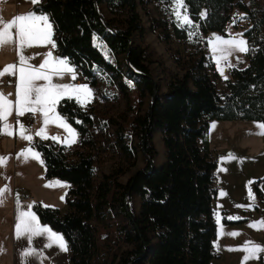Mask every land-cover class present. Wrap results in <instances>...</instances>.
I'll return each instance as SVG.
<instances>
[{
	"label": "trees",
	"instance_id": "16d2710c",
	"mask_svg": "<svg viewBox=\"0 0 264 264\" xmlns=\"http://www.w3.org/2000/svg\"><path fill=\"white\" fill-rule=\"evenodd\" d=\"M154 1L161 17H156L150 2ZM105 4L110 17L100 8ZM187 12L198 25L195 35L177 27L170 14V0H40L31 10L46 13L54 25L58 54L78 68L94 91L100 87L106 72L115 91L131 108L134 83L142 103L150 96L147 109L136 114L130 124L131 134L145 156V165L125 182L118 179V169L96 177L99 157L98 138L93 129L94 114L74 98H64L57 111L78 133L77 144L66 146L41 138L33 145L40 152L46 178L58 177L69 183L65 194L66 209L47 206L32 200V210L42 224L60 232L68 245V264H94L97 239L93 219L107 211L122 214L126 220L124 239L132 245L120 252L114 264H210L214 257L216 222L213 202L217 193L215 169L218 160L209 148L207 130L213 119H254L264 122V10L249 7L253 25L244 31L248 48L247 64L233 67L218 91L214 78L218 72L206 61L203 47L208 32L226 34L225 27L234 7L247 9L239 0H185ZM141 7L151 31L166 44L172 60L182 73L169 75L165 92L150 64L158 59L147 44H134L133 35L143 38L144 26L138 12ZM169 9V10H166ZM206 13V16L203 14ZM94 35L102 39L114 55H122L127 74L120 65L107 60ZM175 37L185 48L196 52L182 55L172 46ZM212 68V73L209 72ZM114 121V120H113ZM115 128L116 142L129 164L136 158L135 147L125 141L121 122ZM160 133L164 160L155 165L157 150L153 131ZM261 202L264 192L254 183ZM138 195L135 210L128 197ZM226 223L243 221L223 218ZM258 264H264L260 256Z\"/></svg>",
	"mask_w": 264,
	"mask_h": 264
},
{
	"label": "rangeland",
	"instance_id": "374dc122",
	"mask_svg": "<svg viewBox=\"0 0 264 264\" xmlns=\"http://www.w3.org/2000/svg\"><path fill=\"white\" fill-rule=\"evenodd\" d=\"M246 4L247 9H241L239 6L234 7L232 11V16L228 21L225 31L226 34L216 33L212 34L208 32L203 37L206 40V46L203 47V51L206 56V61L208 63L212 62L214 69L218 72V76L214 78L215 85L218 91H223L225 88V77L230 76L231 69L233 67L242 68L247 64V52H233L229 57L228 61L221 60L220 67L223 68V75L219 70L216 60L212 52L211 42H215V37L220 36L223 39H240L243 38L247 41V37L244 34V31L250 29L253 25V17L249 16V7H256L258 10H264V0H239ZM150 7L152 13L156 17H161L158 6L154 1L150 2ZM104 15L110 17L105 4H100ZM138 12L141 16L142 24L144 26L143 38H140L139 33L136 32L133 35L132 41L134 44H147L150 49L153 50L154 56L158 59L153 61L150 64V69L155 76V79L159 85V92H165L166 86L165 81L169 75L174 73L181 74L182 70L176 66L175 62L172 60L169 50L166 47V44L161 40L158 35L151 31L150 23L147 19V16L143 12L140 6H138ZM183 12V9H181ZM189 15V14H188ZM190 19L193 21L191 16ZM242 17V18H241ZM194 24H197L193 21ZM189 31L196 32L197 29H187ZM240 34H243L242 37ZM95 44L98 45L103 52L105 58L113 63L120 65V67L129 74L126 64L123 61L122 55H114L108 47L101 43V39L96 38ZM172 46L178 48L182 55L196 52L192 48L185 49L180 42L175 38H171ZM219 55V54H217ZM231 63V67L227 66V63ZM76 71V68H75ZM209 72L212 73V68H209ZM98 74L102 77V81L99 82L100 87L94 91L92 98L86 102L85 107L90 106L94 114V124L93 129L98 138L99 145V157L95 163V173L96 177L100 178L103 172H109L115 169H118L120 173L118 174V179L122 182H125L127 178L134 173L137 169L142 168L145 165V156L137 140L132 136L130 124L133 117L138 113H143L147 107L150 100V96L146 95L142 103L139 102V96L134 83L126 75L124 80L132 87L130 109L128 104L125 102L124 98L120 94L118 98H115L113 91H115L114 86L111 84L109 77L106 72L98 70ZM12 80H9L11 82ZM3 82V81H2ZM54 83H70V84H85L78 83L75 80H71L69 75H65L63 78L53 77ZM38 84L46 83L45 81H38ZM88 85V84H87ZM92 90V87L88 85ZM2 91L5 94H14L15 90L5 87ZM10 95V96H11ZM14 95V100H15ZM88 103V104H87ZM87 104V106H86ZM37 115V122L33 125H29L28 121L22 117H17L15 114V120L22 122L25 127L29 128L30 131L28 134L33 136V140L36 137L35 131H38L39 128L43 126V116L42 113L35 114ZM40 115V116H39ZM121 122L125 128V141L127 144H130L135 147L136 158L133 164H129L125 155L120 150L116 142V133L115 128L117 123L114 121ZM259 125H264V122L254 119H214L209 123L207 130V140L209 148L212 150L214 156H218V165L216 170V175L218 181L221 182V190L215 196L213 202L214 209V219L216 222V237L214 238V257L211 259L210 264H241L242 257L245 255L242 251H229V248H237L244 246L248 241H255L264 245V227H261L257 224L255 227H250L254 222H259L264 220V202L260 203L259 200L257 203L259 205L258 209H250L235 206V202L228 198L226 193V182L225 177V165L228 160V155L232 151L231 155L235 157L232 161L237 163L239 170L243 174L245 173L247 177L251 176L254 173H257V177H261V181L258 182V186L264 190V135H259L261 131ZM59 127L54 124H49L47 127V133L60 132ZM153 141L157 150V155L155 157V165H159L164 160V146L162 144L160 133L155 130L153 131ZM15 148L13 152V175H15L16 181L14 196L19 195L21 198H28L32 200H38L44 205L63 207L65 203V193L67 187H58L56 186L57 181L62 182L68 185V182L60 179L58 177L44 178L43 173L44 163L41 164L35 159H29L28 162H25L23 157L19 154L26 150L29 147L34 146L33 140L27 141L20 138L17 131L14 132ZM35 151L39 152L36 148ZM40 153V152H39ZM222 154L221 156H219ZM226 154V155H223ZM19 157V158H18ZM4 170V167H3ZM42 170V171H41ZM1 171V170H0ZM11 173V170L9 171ZM39 177L44 179V182L39 183ZM250 182V181H249ZM27 183H32L37 189L24 188L27 186ZM52 184L51 187H46L47 184ZM255 183V181H254ZM254 188V186H253ZM27 190V192H26ZM26 194V197L23 196V193ZM233 193V192H232ZM31 194L35 195L37 198L30 197ZM234 194V193H233ZM257 196V194L255 195ZM63 197V199H61ZM16 199V198H15ZM256 199H259L258 196ZM128 203L131 206L138 210L140 204V198L138 195H131L128 197ZM9 206L7 198H4L3 205H0V234L7 229V226L10 225V212L7 211L2 206ZM63 209V208H61ZM64 210V209H63ZM246 210V211H244ZM248 218L244 221L226 223L223 221L224 217H244ZM237 220V219H232ZM92 224L95 227L96 239H97V253L94 257V264H114L119 257L121 251L130 248V245L123 237L124 226L126 220L122 214H115L111 211L106 212V216L101 219H93ZM236 232L238 235L230 236L227 233ZM218 245V247H217ZM260 256H264V253H261ZM259 259H251L248 261V264H258ZM147 264V263H145Z\"/></svg>",
	"mask_w": 264,
	"mask_h": 264
},
{
	"label": "snow or ice",
	"instance_id": "6c2138e0",
	"mask_svg": "<svg viewBox=\"0 0 264 264\" xmlns=\"http://www.w3.org/2000/svg\"><path fill=\"white\" fill-rule=\"evenodd\" d=\"M33 4L39 3L40 0H31ZM172 7L166 9L170 11V14L175 18L177 27L187 30L198 29L199 25L194 24L190 19L187 12V5L185 0H170ZM183 9V12L181 11ZM206 16V13L203 14ZM242 18V17H241ZM15 30L13 34L12 30ZM189 36L195 35L194 31L188 32ZM241 37L243 34H240ZM54 29L53 22L50 21L48 15L37 14L36 12H30L26 15H17L12 21L6 22L0 17V49L6 46H13L14 50L18 53V59L12 64L6 65L3 69H0V82L4 75L16 76V93L15 100L9 98L11 94H5L0 91V135L13 136L17 131L20 138L27 141H32L33 136L28 134L30 129L17 120L14 123L10 122V117L15 114L17 117H23L25 114L42 113L43 127H41L35 135L43 140H49L56 143H63L66 146H71L77 142L78 133L67 122V118L61 116L57 112V105L64 98L75 99L81 105L85 104L92 98V90L87 84H70V83H54L53 77L63 78L65 75H69L71 80H76V71L71 66L68 59L62 57H54L51 51L46 53V58L38 66L33 65L31 60L34 59L32 55H25L28 48L33 46L50 45L52 49L56 48V42L53 39ZM213 56L216 60L217 66L223 75V68L220 67L221 60L228 61V57L233 52H248V42L243 39H223L220 36L215 37V42H211ZM219 54V55H217ZM228 67H231V63H227ZM227 79V77H225ZM38 81H45L46 83L38 84ZM49 124H54L59 128L65 130L67 135L61 139L58 135L50 136L47 133V127ZM261 131L259 135H264V125H259ZM23 157L25 162L29 159H35L43 164L41 154L35 151V146L29 147L19 154ZM9 156H0V167H6ZM19 158V157H18ZM228 159H235L234 156L229 154ZM58 187H67L68 185L62 182H55ZM251 182H249L248 197L250 201H255V195L251 191ZM51 187L52 184L45 185ZM11 192L10 187L5 186L0 189V205L4 203V196L6 193ZM63 199V197H61ZM24 206L18 204L20 208L17 215V223L15 225V236L17 239L25 238L30 245L27 247L21 255L24 258V264H28L30 258H34L40 261L42 264L44 259H48L44 255L45 248L56 247L60 251H67L68 245L62 234L57 233L48 227H42L37 214L32 211L33 205H27V210H23ZM238 207H254V204L247 206L239 205ZM227 219H241V217H227ZM259 224L264 227V220L254 222L250 227H255ZM230 236H236L238 233L229 232ZM43 237L46 243L42 248L37 249L32 245L34 238ZM218 247V245H217ZM229 251H242L245 255L242 257L241 264H248L251 259H259L260 254L264 253V245L255 242L248 241L244 246L237 248H229Z\"/></svg>",
	"mask_w": 264,
	"mask_h": 264
},
{
	"label": "crops",
	"instance_id": "0c3cea01",
	"mask_svg": "<svg viewBox=\"0 0 264 264\" xmlns=\"http://www.w3.org/2000/svg\"><path fill=\"white\" fill-rule=\"evenodd\" d=\"M31 5H32L31 0H0V17H2L3 20L6 22H10L17 15H26L30 12H35V11L31 10ZM36 13L41 14L40 12H36ZM43 14H46V13H43ZM53 29H54V25H53ZM12 31L14 34L15 30L13 29ZM96 38H98V36L94 35V38H93L94 42H95ZM53 39L55 40L54 36H53ZM101 43H103V45L105 44L102 39H101ZM49 51H51L53 53L54 57L58 56V57L66 58V57L58 54L57 45H56L55 49H52L50 45L33 46V47L28 48L26 50L25 55H32L34 57V59L31 60V63L33 65L38 66L46 58V53ZM17 59H18V53L16 50H14L13 46L10 45V46L4 47L3 49H0V69H3L8 64H12V63L16 62ZM71 66L75 69L74 65L71 64ZM81 83L88 84V82L86 80L82 81ZM16 84H17V77L13 76V79L11 82H9V81L7 83L0 82V89L1 90L6 89L5 87L8 86L9 88H12V90H15ZM92 92L94 93L93 89H92ZM14 95L15 94L13 92V94L9 98L14 100ZM87 104H86V106H87ZM82 106L85 107V105H82ZM36 114L41 115V113H36ZM25 116H26V114L24 115V118L23 117L22 118L26 121ZM9 119H10V122H12L13 119L15 120V110L13 112V115ZM25 125H28V124L25 123ZM71 127H73V126L71 125ZM58 129H60L61 131L52 133L53 131H57V130H53L51 133H48V135H50V136L58 135L61 137V139H63L67 135V133L62 128H58ZM36 132L37 131H35V133ZM35 138H40V137L36 136ZM74 144H77V142ZM74 144H71V145H74ZM14 148H15L14 136L0 135V156L11 157L10 159L7 160L6 167H4V170H3V167H0V170H1L0 171V189H3L5 186L10 187V189H11V192L6 193L4 196V198H7L8 203L11 204V207H9L8 205L2 206L3 208H5L7 211L10 212V225L7 226V229H5L4 232H2L0 234V264H24V258L21 255V253L27 247H30V245L28 244V242L25 238L17 239L15 236V225L17 223L16 218H17L18 212L20 210V208H18V204L20 206H24L23 210H27L26 206L31 205L32 201L28 198H21V197H19V195H16V197L14 196V190H15V186H16L15 183H18L16 181L15 175H13V166L14 165H13L12 157H13ZM231 153H232V151L229 152V154H231ZM229 154H227L228 155L227 157H229ZM221 155L222 154H220L219 156H221ZM223 155H226V154H223ZM216 158L218 160V156H216ZM10 170H11V173H9ZM216 170H217V168H216ZM216 170H215V184L220 191L221 190V182L218 181L219 177H217V175H216ZM237 170H239L237 163L234 164L232 159H228L226 162V165H225V174L226 175L224 177V180L227 184L226 193L228 194L227 195L228 198L235 202V206H239V205L247 206L249 204H254V207H252V209H254V208L258 209L259 205L257 203H259V202L262 203V202L260 201V199H256L257 196H255L254 202L250 201L249 197H248V191H249V181H250L251 182V184H250L251 191H252V193H254V195H256V192L253 188L254 181L258 180V182H260L261 177L256 178V176H258L257 173H254L251 176L247 177L245 173L241 174L239 171H238L239 174H237ZM42 174H43V177L46 179V177L44 176V170H43V173H39V175H42ZM40 182L41 183L44 182V179L41 177H39V183ZM27 184L28 185L25 186L24 188L30 189V190H31V188L37 189L32 183H27ZM68 186H69V183H68ZM260 189H261V187H260ZM262 191L264 192V190H262ZM26 192H27V190H26ZM21 193H23V196L26 197L27 193L24 194V191H22ZM217 193H218V190H217ZM217 193H216V195H217ZM219 193H218V195H219ZM30 197H32L34 199L37 198L33 194H31ZM258 200H259V202H258ZM47 206H50V205H47ZM61 208L66 209V202L64 203V206ZM245 208H248V207H242V209H245ZM63 209H61V210H63ZM244 211H246V210H244ZM242 218L245 221L248 217L244 216ZM40 224L42 227L50 228L47 224H42L41 222H40ZM57 233L61 234L60 232H57ZM45 243H46V240L43 237H36V238H34L31 246H34L35 248L40 249L43 247V245ZM44 255L46 257H48V259H44L42 264H68V262H69L68 250L65 252V251H60L56 247L45 248L44 249ZM28 264H40V261H38L34 258H30Z\"/></svg>",
	"mask_w": 264,
	"mask_h": 264
},
{
	"label": "built area",
	"instance_id": "2783aa9c",
	"mask_svg": "<svg viewBox=\"0 0 264 264\" xmlns=\"http://www.w3.org/2000/svg\"><path fill=\"white\" fill-rule=\"evenodd\" d=\"M76 77H77L76 80H75L76 82L81 83L82 81H84V78L79 73L77 68H76ZM12 79H13V76H10V75H4L2 77V81L5 82V83H7L9 80H12ZM25 118L27 119L29 125H33L34 123L37 122L36 115H33L31 113L26 114Z\"/></svg>",
	"mask_w": 264,
	"mask_h": 264
},
{
	"label": "water",
	"instance_id": "95a60500",
	"mask_svg": "<svg viewBox=\"0 0 264 264\" xmlns=\"http://www.w3.org/2000/svg\"><path fill=\"white\" fill-rule=\"evenodd\" d=\"M212 34L214 35V34H216L215 32H212ZM77 68V67H76ZM78 69V68H77Z\"/></svg>",
	"mask_w": 264,
	"mask_h": 264
}]
</instances>
